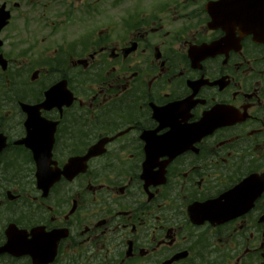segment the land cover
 <instances>
[{
  "label": "flooded vegetation",
  "instance_id": "af4514ba",
  "mask_svg": "<svg viewBox=\"0 0 264 264\" xmlns=\"http://www.w3.org/2000/svg\"><path fill=\"white\" fill-rule=\"evenodd\" d=\"M0 264H264V0H0Z\"/></svg>",
  "mask_w": 264,
  "mask_h": 264
}]
</instances>
